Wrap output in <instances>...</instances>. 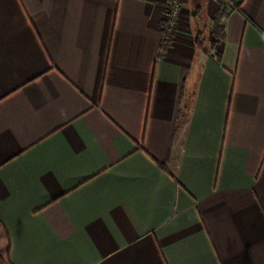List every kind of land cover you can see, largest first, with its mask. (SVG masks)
I'll return each mask as SVG.
<instances>
[{"label":"crops","instance_id":"obj_1","mask_svg":"<svg viewBox=\"0 0 264 264\" xmlns=\"http://www.w3.org/2000/svg\"><path fill=\"white\" fill-rule=\"evenodd\" d=\"M169 3L0 0L9 264H264V0Z\"/></svg>","mask_w":264,"mask_h":264},{"label":"trees","instance_id":"obj_2","mask_svg":"<svg viewBox=\"0 0 264 264\" xmlns=\"http://www.w3.org/2000/svg\"><path fill=\"white\" fill-rule=\"evenodd\" d=\"M218 8L216 10L215 16L212 19L211 23V34L213 39L209 43L208 47H204V41H205V35L203 32H201V37L197 40L198 47L206 53H209L213 47L220 43L224 38V26H223V20L226 18V16L229 14V12L233 9L229 3L226 2V0H217ZM201 9L199 7H196L193 11L192 17L195 18V15L197 17H202V13L200 11ZM171 33V32H170ZM204 35V36H203ZM170 36V35H169ZM160 167L165 170V167L163 165H160ZM172 175V174H170ZM0 264H9L6 257L2 256L0 254Z\"/></svg>","mask_w":264,"mask_h":264},{"label":"built area","instance_id":"obj_3","mask_svg":"<svg viewBox=\"0 0 264 264\" xmlns=\"http://www.w3.org/2000/svg\"><path fill=\"white\" fill-rule=\"evenodd\" d=\"M181 6V0H170L168 9L165 13L164 19V41L168 39V33H170L176 26Z\"/></svg>","mask_w":264,"mask_h":264},{"label":"rangeland","instance_id":"obj_4","mask_svg":"<svg viewBox=\"0 0 264 264\" xmlns=\"http://www.w3.org/2000/svg\"><path fill=\"white\" fill-rule=\"evenodd\" d=\"M201 2H203V0H200ZM226 2L228 3V0H226ZM190 3H191V1H190ZM195 6H198V5H193V9L195 8ZM192 14H193V12H191V17H192ZM193 18V17H192ZM195 18L197 19V22L199 21V20H201L200 18L201 17H197V15H195Z\"/></svg>","mask_w":264,"mask_h":264}]
</instances>
